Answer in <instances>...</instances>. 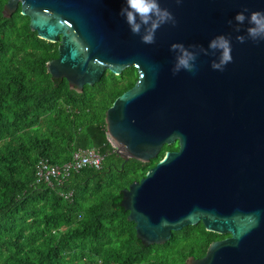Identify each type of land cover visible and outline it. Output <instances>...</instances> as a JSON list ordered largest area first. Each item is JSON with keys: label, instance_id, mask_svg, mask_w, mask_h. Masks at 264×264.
I'll return each instance as SVG.
<instances>
[{"label": "water", "instance_id": "1", "mask_svg": "<svg viewBox=\"0 0 264 264\" xmlns=\"http://www.w3.org/2000/svg\"><path fill=\"white\" fill-rule=\"evenodd\" d=\"M159 2L176 24L161 26L151 45L119 15L125 0H8L2 14L10 18L20 7L39 39L58 44L46 71L71 90L94 86L106 72L136 69L134 86L105 113L116 153L147 163L178 144L122 191L121 207L138 240L163 245L172 232L202 223L228 237L184 264H264V41L238 43L251 25L234 19L243 9L246 17L264 12V0ZM219 35L230 36L232 45L223 71L211 68L220 53L208 49ZM174 43L208 54L199 52L194 71L173 74Z\"/></svg>", "mask_w": 264, "mask_h": 264}, {"label": "trees", "instance_id": "2", "mask_svg": "<svg viewBox=\"0 0 264 264\" xmlns=\"http://www.w3.org/2000/svg\"><path fill=\"white\" fill-rule=\"evenodd\" d=\"M7 1L0 0V264H184L228 237L199 223L163 245L137 239L122 191L178 144L147 163L123 160L107 141L105 113L134 86L136 69L71 90L46 71L58 44L39 39L20 7L5 18ZM86 149L103 156L99 169L72 170L61 185L37 182L40 162L60 167Z\"/></svg>", "mask_w": 264, "mask_h": 264}, {"label": "clouds", "instance_id": "3", "mask_svg": "<svg viewBox=\"0 0 264 264\" xmlns=\"http://www.w3.org/2000/svg\"><path fill=\"white\" fill-rule=\"evenodd\" d=\"M125 7H122L119 15L125 18L127 25L133 35H138L141 42L147 45L155 43L156 31L165 24L175 26L176 21L173 14L166 8L160 6L159 0H125ZM248 9H243L234 17L238 25L244 24L247 20L251 25L246 29L245 35L236 36L238 43H245L246 39L254 42L264 41V12L253 11L247 17ZM231 26L232 21H228ZM239 27H235L234 31L240 32ZM193 51H189L183 44L174 43L170 46V51L176 52V63L172 69L173 74L181 70L192 72L195 68V60L199 52L204 51L199 46H190ZM199 49V50H198ZM208 49L213 52H219L218 61H213L211 68L213 70L223 71L224 67L232 62V45L231 37L219 35L214 37L208 45ZM116 151V150H115Z\"/></svg>", "mask_w": 264, "mask_h": 264}, {"label": "built area", "instance_id": "4", "mask_svg": "<svg viewBox=\"0 0 264 264\" xmlns=\"http://www.w3.org/2000/svg\"><path fill=\"white\" fill-rule=\"evenodd\" d=\"M107 141L114 148L108 135ZM102 160L103 156L97 150L86 149L75 152L72 160L60 167L40 162V167L37 171V182H44L49 186H53L52 180H56V183L61 185L70 171H79L85 167L99 169L101 167Z\"/></svg>", "mask_w": 264, "mask_h": 264}, {"label": "flooded vegetation", "instance_id": "5", "mask_svg": "<svg viewBox=\"0 0 264 264\" xmlns=\"http://www.w3.org/2000/svg\"><path fill=\"white\" fill-rule=\"evenodd\" d=\"M131 68V67H130ZM133 68V67H132Z\"/></svg>", "mask_w": 264, "mask_h": 264}]
</instances>
